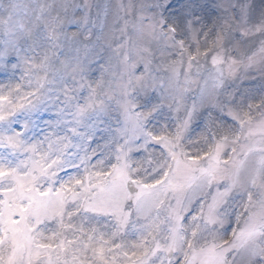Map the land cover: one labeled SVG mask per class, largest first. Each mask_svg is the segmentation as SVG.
Instances as JSON below:
<instances>
[{
    "label": "snow or ice",
    "instance_id": "obj_1",
    "mask_svg": "<svg viewBox=\"0 0 264 264\" xmlns=\"http://www.w3.org/2000/svg\"><path fill=\"white\" fill-rule=\"evenodd\" d=\"M0 264H264V0H0Z\"/></svg>",
    "mask_w": 264,
    "mask_h": 264
}]
</instances>
